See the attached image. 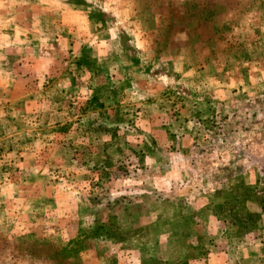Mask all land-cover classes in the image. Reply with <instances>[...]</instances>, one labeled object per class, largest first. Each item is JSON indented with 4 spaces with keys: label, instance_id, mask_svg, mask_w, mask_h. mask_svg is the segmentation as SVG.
Instances as JSON below:
<instances>
[{
    "label": "rangeland",
    "instance_id": "obj_1",
    "mask_svg": "<svg viewBox=\"0 0 264 264\" xmlns=\"http://www.w3.org/2000/svg\"><path fill=\"white\" fill-rule=\"evenodd\" d=\"M0 264H264V0H0Z\"/></svg>",
    "mask_w": 264,
    "mask_h": 264
},
{
    "label": "clouds",
    "instance_id": "obj_2",
    "mask_svg": "<svg viewBox=\"0 0 264 264\" xmlns=\"http://www.w3.org/2000/svg\"><path fill=\"white\" fill-rule=\"evenodd\" d=\"M223 162V161H222ZM245 163H246V161H245Z\"/></svg>",
    "mask_w": 264,
    "mask_h": 264
}]
</instances>
